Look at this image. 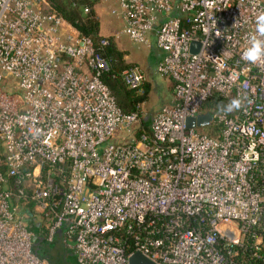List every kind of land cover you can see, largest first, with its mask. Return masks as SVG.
<instances>
[{"label":"built area","instance_id":"1","mask_svg":"<svg viewBox=\"0 0 264 264\" xmlns=\"http://www.w3.org/2000/svg\"><path fill=\"white\" fill-rule=\"evenodd\" d=\"M260 12L264 0H119L122 33L155 32L172 81L146 128L48 0H0V264H50L28 218L49 240L64 228L78 264H264V60L242 59ZM122 78L147 81L139 65ZM237 97L240 110L218 108ZM207 112L209 133L188 126Z\"/></svg>","mask_w":264,"mask_h":264},{"label":"trees","instance_id":"2","mask_svg":"<svg viewBox=\"0 0 264 264\" xmlns=\"http://www.w3.org/2000/svg\"><path fill=\"white\" fill-rule=\"evenodd\" d=\"M48 1L82 35L89 37L98 53L106 58L109 63V70L103 74L102 80L111 90L119 107L124 112L130 113L138 110L143 103L147 102L150 97L149 83L144 82L139 88H131L125 84L122 73L134 64L126 61L125 52L118 47L113 36H105L100 33V21L95 7L101 0ZM104 40L107 43L103 44ZM214 100L209 101L207 105H213ZM34 251L36 253L35 245Z\"/></svg>","mask_w":264,"mask_h":264},{"label":"crops","instance_id":"3","mask_svg":"<svg viewBox=\"0 0 264 264\" xmlns=\"http://www.w3.org/2000/svg\"><path fill=\"white\" fill-rule=\"evenodd\" d=\"M119 0H101L95 7L96 14L100 21V33L105 36H113L118 47L125 52V59L128 63L141 66L147 75V81L150 85L149 100L143 105H146L149 101L153 99L154 94V68L157 66L161 59L163 58V51L157 46L155 32L150 33L149 43H135L133 42L127 34L122 33L125 27V20L122 16L114 13V10L118 7ZM103 17L106 20L108 28L110 31H103ZM155 45V46H154ZM156 50V52L154 51ZM168 79V78H167ZM167 88L170 89L168 94H165V101L161 104L164 105L172 101L173 88L172 81L168 79ZM32 219V223L38 227L39 235L43 239L41 244V254L42 258L49 261L50 264H71L72 262H77L73 251L68 248L64 243V228L58 229L54 239L49 240L45 236V232L41 229L39 222ZM37 237L35 238L36 241ZM39 244V243H38ZM38 244L35 245V250L38 248Z\"/></svg>","mask_w":264,"mask_h":264},{"label":"rangeland","instance_id":"4","mask_svg":"<svg viewBox=\"0 0 264 264\" xmlns=\"http://www.w3.org/2000/svg\"><path fill=\"white\" fill-rule=\"evenodd\" d=\"M103 22V31L108 32L110 29L108 28V25L106 23L105 18L103 17L102 19ZM131 39V38H130ZM132 40V39H131ZM135 43H138L134 40H132ZM155 46V45H154ZM156 49H160L157 48ZM161 50V49H160ZM156 52V50L154 49ZM159 51V50H158ZM162 51V50H161ZM154 94H153V99L149 101L146 105H142L143 109L145 110V117H144V127L149 128L151 126V123L153 122L154 115L156 114L157 110L162 106V105H155V104H161L162 102L165 101V94H168L170 92V89L167 88L168 85V79L161 76L157 69L154 68ZM212 112H207L205 113L206 115H211ZM203 114V115H205ZM210 120V119H209ZM208 119L204 123H200L197 127L198 131H203L209 133L210 127L207 125ZM135 131L132 133H125L123 134V138H126V140H131L132 137L134 136ZM27 222L31 223L32 219L28 218ZM71 264H78L77 262H72Z\"/></svg>","mask_w":264,"mask_h":264},{"label":"clouds","instance_id":"5","mask_svg":"<svg viewBox=\"0 0 264 264\" xmlns=\"http://www.w3.org/2000/svg\"><path fill=\"white\" fill-rule=\"evenodd\" d=\"M242 59L248 63H257L264 60V12L256 16L255 32L249 36L248 46L245 48ZM243 101L237 97L221 108L225 113H231L242 108Z\"/></svg>","mask_w":264,"mask_h":264},{"label":"water","instance_id":"6","mask_svg":"<svg viewBox=\"0 0 264 264\" xmlns=\"http://www.w3.org/2000/svg\"><path fill=\"white\" fill-rule=\"evenodd\" d=\"M224 105H226V103L225 102H220L219 104H218V108L219 109H221ZM208 119V121H209V119H210V115H201L198 119H196V118H189L188 120H187V124H188V126L189 127H194L197 123L198 124H200V123H204L206 120ZM31 230H33L34 232H36V235H37V239H36V241H35V244H38V248H37V250H36V254L38 255V256H40V257H42V254H41V249H40V247H41V244H42V238L40 237V235H39V229H38V227L37 226H35V225H31ZM130 264H154L152 261H150V260H148L146 257H144L142 254H140V253H135L132 257H131V259H130Z\"/></svg>","mask_w":264,"mask_h":264}]
</instances>
